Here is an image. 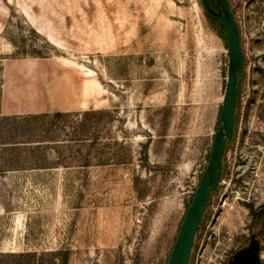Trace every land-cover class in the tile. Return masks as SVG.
<instances>
[{"label": "rangeland", "instance_id": "1", "mask_svg": "<svg viewBox=\"0 0 264 264\" xmlns=\"http://www.w3.org/2000/svg\"><path fill=\"white\" fill-rule=\"evenodd\" d=\"M228 2L237 122L189 264H229L252 236L264 264V0ZM226 38L201 0H0V264H167L219 124Z\"/></svg>", "mask_w": 264, "mask_h": 264}, {"label": "water", "instance_id": "2", "mask_svg": "<svg viewBox=\"0 0 264 264\" xmlns=\"http://www.w3.org/2000/svg\"><path fill=\"white\" fill-rule=\"evenodd\" d=\"M201 2L204 8L217 18L225 31L229 54L228 77L208 164L185 213L167 264H189L196 234L203 221L211 195L222 180L224 154L227 144L234 136L240 75L244 70L240 32L228 0H213L216 11L212 9L209 0H201ZM260 252L261 242L256 236H252L249 247L238 251L230 264H262Z\"/></svg>", "mask_w": 264, "mask_h": 264}, {"label": "trees", "instance_id": "3", "mask_svg": "<svg viewBox=\"0 0 264 264\" xmlns=\"http://www.w3.org/2000/svg\"><path fill=\"white\" fill-rule=\"evenodd\" d=\"M209 1H210L211 6H212V9H213L214 11H216V8H215V6H214V2H213V0H209ZM201 4H202V2H201ZM202 7H203V10H204V12H205V16H206L208 22L210 23V25H211L215 30L218 29V30L222 31L223 34H225V31H224V29L220 26V24H219L217 18L214 17L212 14H210V13L204 8L203 4H202ZM226 39H227V38H226ZM226 46L228 47V45H227V40H226ZM241 79H242V74L240 75V82H241ZM240 88H241V86L239 87V92H238V97H237V105H238V103H239V96H240V91H241ZM236 122H237V120H236V118H235V126H236ZM228 146H229V144H227V147H226V149H225L224 157H225V155H226V153H227ZM250 210H251V214H252V227L256 228V227H261V226H263V225H264V206H260V207H258L257 209L250 208Z\"/></svg>", "mask_w": 264, "mask_h": 264}, {"label": "flooded vegetation", "instance_id": "4", "mask_svg": "<svg viewBox=\"0 0 264 264\" xmlns=\"http://www.w3.org/2000/svg\"><path fill=\"white\" fill-rule=\"evenodd\" d=\"M256 238H257V237H256ZM250 243H251V239H250ZM250 243H249V245H250ZM249 245H248V247H249ZM248 247H247V248H248ZM245 249H246V248H245ZM242 250H243V249H242ZM239 251H240V250H239ZM236 253H237V252H236ZM236 253H235V254H236ZM235 254L232 256L231 260L229 261V264L233 261V258H234V256H235Z\"/></svg>", "mask_w": 264, "mask_h": 264}, {"label": "crops", "instance_id": "5", "mask_svg": "<svg viewBox=\"0 0 264 264\" xmlns=\"http://www.w3.org/2000/svg\"><path fill=\"white\" fill-rule=\"evenodd\" d=\"M40 33V32H39ZM13 116H15V115H13Z\"/></svg>", "mask_w": 264, "mask_h": 264}]
</instances>
